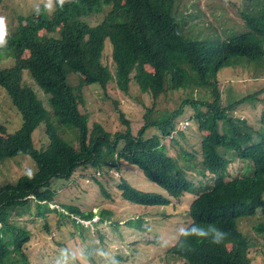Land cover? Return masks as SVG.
<instances>
[{
    "label": "trees",
    "instance_id": "1",
    "mask_svg": "<svg viewBox=\"0 0 264 264\" xmlns=\"http://www.w3.org/2000/svg\"><path fill=\"white\" fill-rule=\"evenodd\" d=\"M2 3L0 0V7ZM259 3L249 16L240 12L248 30L224 39L186 35L184 20L177 14V0H65L63 5L56 0L50 14L42 3L32 14L18 16V24L7 32L6 44L0 47V90L20 112L22 124L9 132L0 122V161L25 154L37 167L32 175H22L0 187V264H37L25 250L30 230L19 219L35 201L38 214L45 215L55 197L51 181L55 177L68 179L81 166L103 164L119 170L124 161L140 168L172 199L181 198L193 185L186 173L198 168L188 157L196 156L185 153L188 165H182L168 154L163 140L176 129V119L187 106L195 110L199 126L207 131L199 172L216 177L212 187L205 189L211 186L205 185L192 201L191 223L171 246V255L187 264H254L252 238L242 231L241 220L264 219V130L230 114V108L254 94L223 105L218 72L246 61L264 71V0ZM91 15H95L94 22L87 19ZM107 39L112 43L114 72L104 60ZM27 71L49 96L53 115L25 81ZM70 73L75 74L71 82ZM132 81L154 99L180 89L201 93L162 117L153 116L154 107H148L144 124L136 131L123 111L119 115L122 130L109 131L104 123L90 121L91 115L81 108L85 86L99 83L107 89L114 83L128 93ZM261 122L264 125V112ZM42 123L48 143L38 148L34 132ZM59 126L76 130L77 145L59 133ZM151 128L159 133L149 135ZM227 151L248 159L250 173L227 179ZM120 188L124 198L133 203L164 206L171 201L125 179ZM64 208L86 221L95 216L92 210L82 211L75 205L65 204ZM101 213L107 215L105 210ZM130 221L134 220L127 221L133 226ZM194 227L205 231L216 228L225 235L220 243H213L211 234H191ZM254 228L264 233V221Z\"/></svg>",
    "mask_w": 264,
    "mask_h": 264
},
{
    "label": "rangeland",
    "instance_id": "2",
    "mask_svg": "<svg viewBox=\"0 0 264 264\" xmlns=\"http://www.w3.org/2000/svg\"><path fill=\"white\" fill-rule=\"evenodd\" d=\"M262 1L177 0V14L184 20L186 35L200 39H224L234 33L247 31V24L240 12L244 11V14L249 16L253 13L251 8L257 7ZM46 2L47 0H3L0 16L6 18L7 32H11L18 24V16L30 15L39 4ZM55 6L56 0H53L52 9L46 8V11L52 13ZM95 15L87 19L94 22ZM105 50L104 60L114 72L112 43L109 39L105 42ZM1 64L6 65V62L2 60ZM147 69L152 68L147 65ZM260 69L256 63L246 61L241 65L220 69L218 77L223 105L232 104L254 94L252 98H246L230 108V114L245 118L262 132L264 71L261 72ZM24 75L25 81L33 87L53 115L49 96L36 84L28 71ZM74 75L69 74L70 82ZM199 93L201 92L197 90L180 89L169 91L154 99L152 95L142 93L135 81L131 82L128 93L118 89L114 83H110L107 89L99 83H94L84 87L85 102L81 108L91 115L90 121L98 120L104 123L109 131L123 129L119 119L120 111H123L136 131L144 124L143 116L148 107H154L153 116L162 117L180 107L188 97H199ZM6 94L0 90V122L6 125L9 132H14L20 128L22 116ZM185 108L176 119V129L163 143L168 154L182 165H188V161L183 157L185 153L187 156H196L195 159L188 157L198 166L197 171L186 173L193 182L189 191L179 199H172L164 187L148 178L140 168L124 161L120 163L119 170L103 164L89 165L79 167L68 179L55 177L51 181L55 197L49 204L50 211L46 210L45 215H40L36 201L31 202L27 215L19 219L27 224L31 233V239L25 248L30 259L37 264H187L171 255L170 248L191 223L192 201L204 191L205 185H211L205 189L212 187L216 175L210 172L202 175L199 172L203 159L202 140L207 131L199 126L195 110L188 106ZM58 130L66 140L77 145L76 130L65 126H59ZM158 133L155 128L148 130L149 135ZM34 141L38 148L48 143L44 123L35 130ZM225 156L229 160L227 179L250 173L252 163L248 159L238 157L234 151H227ZM36 167L34 159L25 154L1 160L0 187L8 182H16L22 175H32ZM122 179L143 191L169 197L171 201L164 206L133 203L123 196L120 188ZM65 204L78 206L82 211L92 210L95 216L93 220L80 219L70 210L67 211ZM103 210L106 211V216L102 215ZM128 220H134L129 222L133 226L128 225ZM261 221H264L261 217L241 220L242 231L252 238L250 255L254 264H264V233L254 228V225Z\"/></svg>",
    "mask_w": 264,
    "mask_h": 264
},
{
    "label": "clouds",
    "instance_id": "3",
    "mask_svg": "<svg viewBox=\"0 0 264 264\" xmlns=\"http://www.w3.org/2000/svg\"><path fill=\"white\" fill-rule=\"evenodd\" d=\"M58 2L60 5H63L65 3V0H58ZM52 7H53V0H47V2L45 3V8L51 10ZM6 35H7L6 18L0 16V47L6 44ZM179 127L181 128L180 123H179ZM191 234H195L203 237H207L211 234L213 243H220L225 235V233H223L222 231L216 228H210L209 230L205 231L204 229L198 227H194L193 229H191Z\"/></svg>",
    "mask_w": 264,
    "mask_h": 264
},
{
    "label": "built area",
    "instance_id": "4",
    "mask_svg": "<svg viewBox=\"0 0 264 264\" xmlns=\"http://www.w3.org/2000/svg\"><path fill=\"white\" fill-rule=\"evenodd\" d=\"M186 123H187V125H188V120H187V122H186Z\"/></svg>",
    "mask_w": 264,
    "mask_h": 264
}]
</instances>
